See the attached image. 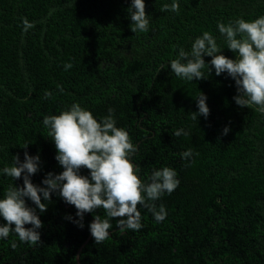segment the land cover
I'll return each mask as SVG.
<instances>
[{"label":"trees","instance_id":"obj_1","mask_svg":"<svg viewBox=\"0 0 264 264\" xmlns=\"http://www.w3.org/2000/svg\"><path fill=\"white\" fill-rule=\"evenodd\" d=\"M173 2L144 0L149 30L133 33L132 0H0V199L9 185L23 184L2 169L17 154L23 162L26 144L41 159L34 184L63 171L43 118L73 104L98 122L114 110L117 127L138 148L131 162L142 181L162 167L174 169L180 181L155 202L157 211L165 206L164 221L138 205L143 227L121 234L114 219L109 239L96 244L90 237L80 264H264V114L235 104L227 74L217 77L213 69L210 76L205 71L206 80L189 82L169 66L205 31L234 59L218 22L264 16V0H175L178 13L161 11ZM22 18L35 26L24 32ZM46 91L52 93L47 99ZM200 92L210 114L196 122L190 113L198 112ZM179 129L188 135L175 136ZM188 149L193 156L185 161L180 154ZM51 199L40 214L42 244L10 233L0 238V264H76L93 214H85L81 229L65 219H78L75 207ZM95 214L106 215L102 208Z\"/></svg>","mask_w":264,"mask_h":264},{"label":"clouds","instance_id":"obj_2","mask_svg":"<svg viewBox=\"0 0 264 264\" xmlns=\"http://www.w3.org/2000/svg\"><path fill=\"white\" fill-rule=\"evenodd\" d=\"M145 7L144 0H132L128 11L133 33L149 30L150 21ZM179 10L180 5L175 0L161 9L176 13ZM22 23L24 32L35 26L27 18H22ZM217 27L224 37L226 49L234 53L235 58L223 55L216 38L205 31L194 40L190 52L181 48L177 58L170 61L171 73L189 82L206 80L205 71L210 76L213 69L217 77L227 74L235 84V104L247 109L255 106L264 114V16L248 22L242 18L227 24L218 22ZM204 57H211L210 62L206 63ZM51 95L46 91L45 99ZM206 101L207 97L200 92L196 99L198 112L190 113L193 121L198 122L201 116L208 118L210 109ZM108 112L98 122L90 111L73 104L59 115L43 118L49 140L57 151L55 159L63 171L60 174L47 173L37 185L31 177L41 171L40 155H29V144H26L23 162L19 154L13 156L12 165L5 166L2 172L14 182L22 179L23 184L9 185L0 199V218L4 221L0 224V238L7 239L10 233H14L23 243L42 244L40 214L47 212L45 202L52 201L53 195L75 207L78 219L71 216L65 219L73 221L81 229L84 228L85 214H93L88 227L96 244L110 238L111 221L114 219L121 234L128 230L139 231L143 225L138 205L152 212L156 222L165 220V206L161 204L157 211L155 202L178 188L180 181L176 171L162 167L153 171L149 182L142 181L137 175L139 168L131 162L138 148L131 142L128 132L117 127L114 110L109 109ZM229 131L225 127L223 135ZM174 135L179 137L188 133L179 129ZM180 155L187 161L192 158L193 151L188 149ZM82 168L89 170V176L80 174ZM28 201L35 207H30ZM101 208L105 211V218L95 214ZM25 225L31 227L26 228ZM10 244L13 249L17 247L15 241H10Z\"/></svg>","mask_w":264,"mask_h":264},{"label":"water","instance_id":"obj_3","mask_svg":"<svg viewBox=\"0 0 264 264\" xmlns=\"http://www.w3.org/2000/svg\"><path fill=\"white\" fill-rule=\"evenodd\" d=\"M92 235H91V233L89 232V235L87 236V238L85 239V241L81 244V246L78 248V250H77V252H76V255H75V257H76V259H75V261H76V264H80V262H79V253H80V251H81V249L88 243V241H89V239H90V237H91Z\"/></svg>","mask_w":264,"mask_h":264},{"label":"bare ground","instance_id":"obj_4","mask_svg":"<svg viewBox=\"0 0 264 264\" xmlns=\"http://www.w3.org/2000/svg\"><path fill=\"white\" fill-rule=\"evenodd\" d=\"M41 233V232H40Z\"/></svg>","mask_w":264,"mask_h":264}]
</instances>
